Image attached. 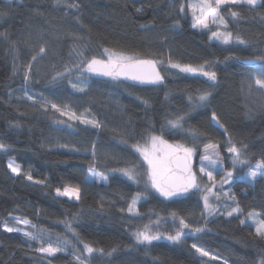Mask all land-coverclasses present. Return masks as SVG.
<instances>
[{"label": "trees", "instance_id": "1", "mask_svg": "<svg viewBox=\"0 0 264 264\" xmlns=\"http://www.w3.org/2000/svg\"><path fill=\"white\" fill-rule=\"evenodd\" d=\"M178 1L62 0L57 6L55 0H0V11L8 13L0 17V34H6L0 35V143L9 146L0 151V264H77L72 254L78 253L76 247L69 245L67 251L48 256L37 252L39 243L22 232H5L2 224L14 217L30 220L37 226L34 230L46 229L44 237L51 234L54 242L59 236L74 245L83 241L103 248L105 253L117 249L111 256L93 255L91 264H224L225 259L228 264H259L264 257V241L256 238L249 224H240L249 211L264 212V176L252 182L234 179L231 192L242 212L228 217L202 216L198 191L168 199L143 192L137 183L112 171L133 165L140 169L141 159L131 146L143 143L150 133L195 147L194 169L206 143L219 146L228 169L223 151L229 139L238 147L247 146L250 165L264 160V90L249 91L245 83L252 76L264 78V63L256 62V57L264 56V6H222L227 30L245 43L233 39L221 44L210 40L208 31L193 29L191 18L174 9ZM230 11L241 15L233 19ZM74 35L82 39L74 40ZM74 45H86L88 58H103V49L108 48L163 60L159 68L165 83L139 87L84 74L80 79L86 89L79 92L69 82H78V72L53 80L80 59ZM169 58L194 67L208 61L206 70H214L217 79L178 69L169 76ZM29 64L31 78L25 81ZM205 91L211 92L208 102L197 104L195 98ZM52 103L94 117L102 127L61 116ZM213 112L219 124L212 120ZM178 116L184 117L183 128L170 130L167 121ZM9 159L21 166L20 175L7 167ZM89 167L107 180L90 177ZM28 172L32 181L26 178ZM77 184L79 200L57 197L56 187ZM138 192L144 198L138 201L137 212L129 213L128 204ZM173 212L192 227L206 230L189 234L180 243L164 238L151 245L136 243L133 233L146 224L164 235L174 234L178 220L173 223ZM62 221L70 222L78 236ZM193 243L219 259L201 257L191 248Z\"/></svg>", "mask_w": 264, "mask_h": 264}, {"label": "snow or ice", "instance_id": "2", "mask_svg": "<svg viewBox=\"0 0 264 264\" xmlns=\"http://www.w3.org/2000/svg\"><path fill=\"white\" fill-rule=\"evenodd\" d=\"M57 6L61 5L62 0H55ZM229 5H248L251 7L264 6V0H187V3H181L178 11L180 13L185 12L187 7L188 11L191 13V27L198 30H208L211 34L209 36L210 40H218L224 44H229L235 39L238 43L244 44L245 41L242 40L239 36L233 37L231 31H227L228 21L225 19V16L221 14L222 6ZM68 8H78V4H67L65 5ZM137 12H140L141 9L137 8ZM8 13L6 11H0V17L6 16ZM229 15L236 19L240 17L238 11H230ZM180 23L179 20L175 22L178 26ZM212 25H216V30H212ZM220 26L225 30L221 31ZM142 27H146L143 26ZM6 37V34H0ZM74 40H80L82 37L73 36ZM87 46H82L80 48L74 45L73 51L76 56L80 59L72 65L71 68L65 67L63 72H57L56 77L53 78H67L68 75H71L73 69L79 73L78 82H72L71 87L79 92H84L86 89V84L84 83L83 77L85 73L88 74H97L105 77H110L113 80H120L124 78L126 80L139 82L141 84H151L157 85L162 84L164 81V76L161 74L159 67L163 66L165 62L163 60L156 59H142L139 55H128L124 52H117L110 50L108 48L103 49V55L106 58H97L92 56L88 58L85 56L84 49ZM39 53H45V48L41 47ZM36 56L32 57V60H36ZM256 62L264 63V56L256 57ZM168 66L172 69H178L183 73L196 74L199 73L202 76L206 77L209 81H216L217 73L214 70H206L208 68L209 62L205 61L204 64L199 66H192L191 64H181L174 63L169 58L167 62ZM32 65H27V71L24 73L23 79L25 81L30 80V72ZM249 91L255 87L257 90H264V78L260 76H252L250 80L245 81ZM211 92L205 91L201 93L198 97L195 98L197 104L207 103ZM29 100L34 98L31 96L27 97ZM193 98L189 97L191 101ZM147 103V101H145ZM51 108L55 109L60 113L61 116H68L69 119H74L80 123L91 125L94 128L102 127L101 122L95 119L94 117L89 119L84 113L77 115L75 111L67 108H61L59 105L52 103ZM87 111V110H86ZM212 120L219 124V121L216 117L215 112L212 114ZM57 123H64V121H56ZM184 117L178 116L174 120L167 121V126L170 130L176 131L183 128ZM223 127V125H220ZM226 131V129H225ZM195 135V133H193ZM203 135V134H201ZM122 143H127L126 140L122 138ZM227 153L231 155L232 170L225 171V177L219 182L221 189L223 184L229 183L234 179V171L237 166L241 168H248L246 176L255 180L257 176H264V160H259L255 165H250L249 159L246 155L247 146L243 145L238 147L235 143L228 140ZM9 146L0 143V151H6ZM60 147H67L66 145H60ZM136 152H138L143 160L147 163V181L146 185H150L152 189L158 192L161 196L171 199L177 196H183L189 194L193 191H198L201 193V199L203 200V209L204 211L201 215L212 216L220 211V204L213 203L215 200L220 201L221 195L232 199L235 203V207H232L226 212L228 217H232L234 213L242 212V209L239 206V203L235 200L234 195H229L226 192H217L214 189L217 187V181L215 179L214 172L217 170L219 165H222L223 157L219 152V146L215 143H206L204 144V152L200 157L201 166L199 172L203 176H207L209 184H201L200 179H198L197 173L193 171L192 159L195 155V147H186L184 144L175 143L171 144L163 138V135L149 134L148 138L144 141V144L141 145L139 142L132 145ZM80 151V149H76ZM88 151V149H84ZM95 145H92V155L95 157ZM207 162L205 164L204 162ZM7 167L15 174H21V166L15 163L12 159H9ZM114 172L121 173L124 177H127L128 180L135 183H139L138 171L135 165L132 167H125L120 169H113ZM26 178L29 181L33 180L31 172L25 174ZM89 176L94 179L107 180V177L102 174H98L94 171L93 167H89ZM89 176H86L85 179H89ZM37 184H45L43 180L35 181ZM55 193L57 197H68L69 199L79 200L81 197V188L77 185H62L55 188ZM143 198L142 193H136L131 202L128 204L127 211L129 213H136V205L138 201ZM123 211V209H121ZM173 223L176 224L175 233L164 235L159 231H153L150 225H144L143 228L138 229L133 233L135 241L137 244L151 245L154 241H159L161 238L167 239L172 243H180L183 238L188 236L190 233H201L206 230V227H192L189 223L185 221L184 217H178L175 212L172 214ZM247 221H251L252 225L255 228V236L259 240L264 241V212H259L253 209L249 211L245 219L240 220L241 225H245ZM16 224H23L30 226L33 229H36L37 226L32 224L28 219H19L16 218ZM65 223L66 228L72 232L73 236H78L75 228L72 227L70 222ZM159 224V220L156 222ZM3 230L8 233H19L22 232L29 241H36L39 243V247L36 248V251L39 253L47 254L48 256H55L56 253L65 252L68 250L69 245L75 248L76 245L71 244V241L67 238H56L55 242L51 239V234H49V239L45 241L44 235L47 232L46 229H37L36 231H26L19 227L9 226L7 222L2 224ZM83 250L81 254L77 255L73 252V256L77 261V264H91V259L93 254H99L100 256H111L116 252V248L111 249L109 252L105 253L103 248H96L91 244L84 243ZM31 247V245H29ZM191 248L195 250L201 257H210L211 259H219L218 256L212 255L209 251L204 249L201 246H198L196 243L191 245ZM224 264H228V261L225 259ZM259 264H264V257L261 258Z\"/></svg>", "mask_w": 264, "mask_h": 264}, {"label": "rangeland", "instance_id": "3", "mask_svg": "<svg viewBox=\"0 0 264 264\" xmlns=\"http://www.w3.org/2000/svg\"><path fill=\"white\" fill-rule=\"evenodd\" d=\"M181 3H187V0H179L178 2L175 3V5H173L174 9L178 11V8L180 6ZM179 12V11H178ZM182 16H185L186 14L191 18V13L188 11L187 7L185 8V12L184 13H180ZM223 15V14H222ZM225 16V15H224ZM229 17V15H227ZM230 18V17H229ZM226 19V17H225ZM192 20V19H191ZM227 20V19H226ZM212 30H216L217 26L216 25H212ZM198 30V29H196ZM220 30L221 31H224V28L222 26H220ZM198 31H208V30H198ZM228 31V30H227ZM209 32V31H208ZM211 33L209 32V35ZM215 42H218V43H221V44H224L218 40H215L213 39ZM130 55V54H128ZM103 58H106L105 56ZM101 58V59H103ZM167 67V66H166ZM167 71H168V75L169 76H172L174 75V73L176 72L175 69H172L168 66V68H166ZM73 71L77 72L75 69H73ZM85 74H88V73H85ZM191 74V73H189ZM199 75V73H196V74H192V75ZM89 75H92V76H97V77H101V78H106V79H111L110 77H105V76H101V75H97V74H89ZM170 143V142H169ZM141 145L144 144L143 143H140ZM171 144H175V143H171ZM181 144V143H180ZM132 150L135 152V153H138L135 151V149L131 146ZM227 149V148H226ZM203 152H204V149H203ZM202 152V153H203ZM138 156L140 157L141 159V162H142V167L140 169H137L138 171V178H139V183H137L141 188H142V191L143 192H153L155 193L156 195L160 196V197H163L161 196L158 192H156L154 189L151 188L150 185H146V181H147V175H146V171H147V163L143 160L142 156L138 153ZM228 165H229V168L227 169L226 167H224V164L222 162V165H219L217 167V170L214 172V175H215V179L216 181L218 182L217 183V187L214 189V191H217V192H226V193H229V195H233V193L231 192V187H232V182L234 181V179H242V180H245L247 182H252L253 180L249 179L247 176H246V173L248 171V168H241L240 166H237L233 175H234V179L231 180L229 183H225L223 184L222 186V189H221V186H220V181L222 180L223 177H225V171L227 170H232V163H231V155L229 154L228 156ZM9 161V160H8ZM14 161V160H13ZM15 162V161H14ZM16 163V162H15ZM205 164H207V162L205 161L204 162ZM256 164V163H255ZM253 164V165H255ZM201 166V160L199 159L198 161V164L196 165V168L193 169V171H195L197 173V176H198V179H200L201 181V184L204 185V184H209V181H208V178L207 176H203L200 172H199V168ZM258 177V176H257ZM127 178V177H126ZM200 197H201V194H200ZM143 198H144V195H143ZM142 199V198H141ZM202 200V199H201ZM203 201V200H202ZM213 203H219L220 204V211L218 213H216L215 215L217 214H224L226 215V212L228 210H230L232 207H235V203L233 202L232 199H229L228 197H225L223 195H221V199L219 202L213 200L212 201ZM203 203V202H202ZM239 213H234L233 215H238ZM248 214V213H247ZM247 214L245 216L242 217V219H245L247 217ZM213 216V215H212ZM227 216V215H226ZM16 218H19V217H14V218H11L10 219V222H8L9 226H14V227H19L23 230H26V231H36L34 230L33 228H31L30 226H26V225H23V224H16L15 223V220ZM19 219H23V218H19ZM247 224H249L251 227H253V229L255 230L254 228V225H252V222L251 221H247L246 222ZM191 234H194V233H190ZM49 235L46 234V236L44 237L45 241H47L49 239L48 237ZM163 239V238H162ZM166 241H168L167 239H164ZM53 241V239H52ZM54 242V241H53ZM76 245V249L78 251L77 255L81 254L82 250H83V244L81 243H77L75 244ZM95 255V254H93ZM215 256V255H214Z\"/></svg>", "mask_w": 264, "mask_h": 264}, {"label": "water", "instance_id": "4", "mask_svg": "<svg viewBox=\"0 0 264 264\" xmlns=\"http://www.w3.org/2000/svg\"><path fill=\"white\" fill-rule=\"evenodd\" d=\"M170 1H174V0H170ZM142 59H152V58H144V57H143ZM159 70H160V68H159ZM160 72H161V74L163 75V73H162L161 70H160ZM163 76H165V75H163ZM203 77H204V76H203ZM204 78L207 79L206 77H204ZM120 81H122V82H124V83L131 84V85L139 86V87L161 86V85H163V84L165 83V77H164V81H163V83H162V84H157V85L141 84V83H139V82H134V81L126 80V79H124V78H121ZM223 153H224L225 155H229V153H227V149H225V150L223 151ZM192 166H193V164H192Z\"/></svg>", "mask_w": 264, "mask_h": 264}, {"label": "flooded vegetation", "instance_id": "5", "mask_svg": "<svg viewBox=\"0 0 264 264\" xmlns=\"http://www.w3.org/2000/svg\"><path fill=\"white\" fill-rule=\"evenodd\" d=\"M192 164H193V162H192ZM193 169H194V165H193Z\"/></svg>", "mask_w": 264, "mask_h": 264}]
</instances>
